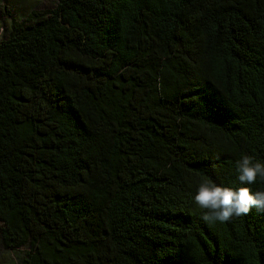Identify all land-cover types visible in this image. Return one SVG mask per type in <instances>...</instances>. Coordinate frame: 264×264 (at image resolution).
Here are the masks:
<instances>
[{
  "label": "trees",
  "instance_id": "1",
  "mask_svg": "<svg viewBox=\"0 0 264 264\" xmlns=\"http://www.w3.org/2000/svg\"><path fill=\"white\" fill-rule=\"evenodd\" d=\"M0 37V264H264V213L204 180L264 163V0H55ZM264 190L259 179L247 185Z\"/></svg>",
  "mask_w": 264,
  "mask_h": 264
},
{
  "label": "clouds",
  "instance_id": "2",
  "mask_svg": "<svg viewBox=\"0 0 264 264\" xmlns=\"http://www.w3.org/2000/svg\"><path fill=\"white\" fill-rule=\"evenodd\" d=\"M237 178L240 186H228L211 180L201 182L194 195V202L203 211L202 218L208 223H223L233 217L248 215L253 208L264 213V190L252 191L259 179L264 182V163L249 155L236 161Z\"/></svg>",
  "mask_w": 264,
  "mask_h": 264
},
{
  "label": "rangeland",
  "instance_id": "3",
  "mask_svg": "<svg viewBox=\"0 0 264 264\" xmlns=\"http://www.w3.org/2000/svg\"><path fill=\"white\" fill-rule=\"evenodd\" d=\"M55 0H0V37L5 32L9 17L21 19L32 9L52 6Z\"/></svg>",
  "mask_w": 264,
  "mask_h": 264
}]
</instances>
